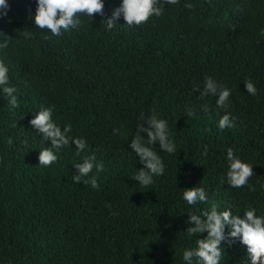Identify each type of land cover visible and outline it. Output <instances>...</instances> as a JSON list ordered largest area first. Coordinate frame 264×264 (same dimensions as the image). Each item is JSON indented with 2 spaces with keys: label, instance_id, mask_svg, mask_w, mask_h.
<instances>
[{
  "label": "trees",
  "instance_id": "16d2710c",
  "mask_svg": "<svg viewBox=\"0 0 264 264\" xmlns=\"http://www.w3.org/2000/svg\"><path fill=\"white\" fill-rule=\"evenodd\" d=\"M119 4L105 0L103 18L82 16L60 36L33 23L36 0H9L0 19V62L17 96L12 108L0 91V264H196L183 251L208 231L190 234L193 215L207 223L212 205L241 220L250 207L264 215V0H177L140 26L120 17L105 31L101 20ZM206 77L230 89L225 107L218 94L200 96ZM43 108L84 139L83 151L69 140L39 165L41 149L53 148L30 123ZM152 110L177 148L168 154L153 142L165 170L142 186L130 144L137 134L147 141L139 126L150 127ZM225 113L234 126L220 130ZM228 148L254 172L251 190L231 187ZM91 156L103 166L88 174L95 188L72 179ZM199 187L207 201L188 205L182 192ZM230 237L226 226L221 264H249Z\"/></svg>",
  "mask_w": 264,
  "mask_h": 264
},
{
  "label": "clouds",
  "instance_id": "9594fccd",
  "mask_svg": "<svg viewBox=\"0 0 264 264\" xmlns=\"http://www.w3.org/2000/svg\"><path fill=\"white\" fill-rule=\"evenodd\" d=\"M177 0H120L119 6L113 10L112 16L106 20L102 19L101 24L105 31H110L117 26L116 20L123 18L127 27L140 26L146 23L152 16H159L164 3L175 4ZM105 0H36V10L31 19L39 29L50 30L54 36H60L70 29H76L81 25V17L86 16L90 21L94 14L104 17ZM191 7V4H186ZM10 11L9 0H0V19L7 17ZM264 35V30L261 32ZM7 41L0 44L5 47ZM9 69L0 62V91L6 94L9 105L12 108L17 106L16 89L9 86ZM248 94L255 95L256 87L249 80L245 82ZM198 90V88L196 89ZM216 106L223 108L228 102L230 89L222 87L212 77L205 78L204 90L200 92L201 97L208 95L216 96ZM31 125L37 128L44 136L51 140L53 148H43L39 154V161L42 166H49L57 160V154L52 149L59 150L69 144V140L76 145V150L83 151L86 147L83 138H74L69 135L70 128L64 127L63 131L52 119V109L43 108L30 121ZM150 127L139 126L140 131L147 133V141L137 134L132 140L130 147L139 156L140 162L144 165L132 178L139 181V185L149 186L153 183L154 176L164 174L165 166L161 157L153 151L151 145L158 141L165 153L176 152L177 145L172 137L167 120L152 110L148 121ZM230 115L225 113L217 122L220 130L233 127ZM207 152V149H205ZM228 167L226 175L231 187L242 192L245 189L251 190L250 182L253 180L254 172L251 167L235 155L232 148L226 150ZM95 156L86 157L83 162L77 165L79 174L72 177L73 181L83 180L84 184H90L93 188L98 187L95 176L89 177V173L95 167L97 171L102 169V164L93 163ZM182 199L188 205H195L207 201L208 197L203 187L192 188L182 192ZM207 217V223H202L199 216L193 215L192 221L196 227L189 229L191 233L208 231V238L197 241L194 250L183 251V259L191 260L196 257V264H221L222 252L221 241L224 239V229L231 228L232 239L240 238L242 245L246 247L249 264H264V215H258L256 209L249 208L244 212V219L234 218L230 211L217 212L216 206L212 205L210 212L203 213Z\"/></svg>",
  "mask_w": 264,
  "mask_h": 264
}]
</instances>
